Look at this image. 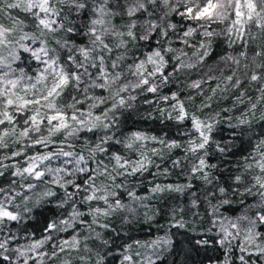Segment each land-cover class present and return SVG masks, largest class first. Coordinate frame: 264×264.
<instances>
[{"label":"trees","instance_id":"obj_1","mask_svg":"<svg viewBox=\"0 0 264 264\" xmlns=\"http://www.w3.org/2000/svg\"><path fill=\"white\" fill-rule=\"evenodd\" d=\"M28 2L0 0V27L10 30L8 47L19 56L0 75L17 79L23 71L30 87L46 67L33 56L42 47L69 74L83 71L71 55L89 75L78 85L69 80L55 98L67 123L59 131L50 133L47 117L57 112L43 101L31 110L0 105V119L5 111L12 116L0 125V207L18 217H0V264H264L261 0H254L260 17L251 19L245 0H222L211 19L191 18L204 0H49L58 12L50 18L63 24L58 31L43 28L45 14L26 10ZM237 4L243 15L234 24ZM100 6L109 13L104 42L111 51L93 49L89 33ZM45 75L32 93L21 85L13 92L39 97L51 86ZM37 107L43 122L33 131L25 121ZM202 133L208 141L198 148ZM44 156L35 161L42 177L24 172Z\"/></svg>","mask_w":264,"mask_h":264},{"label":"snow or ice","instance_id":"obj_2","mask_svg":"<svg viewBox=\"0 0 264 264\" xmlns=\"http://www.w3.org/2000/svg\"><path fill=\"white\" fill-rule=\"evenodd\" d=\"M56 0H53V3H55ZM165 3H167V0H165ZM102 4H107V0H102ZM8 8H16L20 7L19 4H8ZM78 8H84L83 3L77 4ZM139 8H143V4L138 5ZM221 5L219 4L218 0H204L203 6L197 5V10L195 15H192V19H211L213 17V13L216 12L218 8H220ZM228 7H232L231 5H228ZM244 7L247 9L248 18L251 19L253 14L257 16V18L260 17L261 12H264V0H261V12H257V5L254 2V0H245ZM32 8H38L40 9L44 14V19H39V24L43 26V28L48 29L49 31H58L60 28H63V24H57L55 19H51L50 17L58 15L57 9L54 7H49V0H40L38 3L32 2V0H29V2L26 5V10H31ZM240 6L237 4L234 7L235 15H236V21H234V24L239 23L240 17L243 15V13L239 10ZM137 9H129V15H132L133 12H135ZM96 13L98 14L99 18L91 21V28L89 29L90 35L93 37L92 39V45L93 49H95L96 46H99L100 48L105 49L106 51H111L108 44L104 42V37L108 35V29L105 26V19L104 17L109 15V13L106 11L105 7L100 6L96 8ZM193 12V9L189 7L187 9V14L191 15ZM217 16H219V13H216ZM53 25H56L54 28ZM101 28L99 32H97V28ZM66 31L71 32L72 29L68 28ZM192 29L189 30L186 35L192 34ZM231 31V29H229ZM210 35L211 33H207ZM10 30L5 29L3 27H0V49L7 50L8 55L2 56L0 55V67L8 66L9 70L11 71L10 64L11 62H15L17 59H19V56L17 55V52L15 48L9 49V45L12 43V41L9 39ZM129 36L132 35L131 32L128 33ZM21 39H27V36L21 37ZM118 47L121 45H117ZM20 48H22L24 51H31V49L26 48L24 45L20 44ZM80 55L84 57L85 61H88V58L90 56V51L84 48L79 49ZM157 56H159V53H156ZM33 56L36 59H44V63L46 67L42 70L41 74L36 77L35 83H32L31 86H26L23 82L24 81H31V78L26 77L23 71H21L19 77L17 79H8V73H4L3 75H0V105H3L4 107L7 106H13L17 111L24 110L28 108L31 110V106H40L41 101L44 102V106L48 109H55L57 114L56 115H50L47 117L48 125L51 127L49 128L50 133L53 131H59L61 128L67 127V123L65 121V118L60 114V110L56 109V103L55 98L59 97L61 95V92L63 89L68 85L69 80L75 82L76 85H78L81 82V76L87 77L89 74L87 72L86 66L84 63H76V60L73 56H68V61L72 63L76 69H83V71L78 75L76 72H71L69 74L68 71L65 70L64 67H62L59 62L58 58L49 57L48 56V49L45 47H42L39 49L38 53L33 52ZM120 57H117V60H119ZM151 59V58H149ZM99 62L101 66H103V58H99ZM92 61H89V64H92ZM116 62H113L111 67L113 69L116 68ZM143 65H137V69L139 70L142 68ZM50 75L52 77V82L50 87L45 86V91L39 96H33L32 99H24L22 96H17L13 92V89L17 87V85H21V91H24L26 94L32 93L34 89H36L37 84H42L43 81L46 80V75ZM108 74L106 72L101 71L100 77L101 79H104L107 81ZM118 78V74L117 77ZM253 80L256 79L255 76L252 77ZM142 83L147 84V80H143ZM43 86V85H42ZM94 87H106L107 84H93ZM150 91H156L155 88H150ZM120 104H123L124 101L121 99L119 101ZM181 112H183V108L180 109ZM39 115V107L35 109L32 115L25 121V123H31L32 130L33 131H39V126L43 122L42 119H38ZM3 119H0V125L4 124L5 121H7L9 124L12 123V116L8 115V113L5 111L3 113ZM180 119H184V116L181 115L179 117ZM73 120H76V117H72ZM53 121H57L55 125H52ZM194 127L197 129L200 128V122H195ZM208 131H211V126L209 125L207 128ZM75 131V129H73ZM29 130L25 128L24 132L21 133L23 136L28 135ZM7 135V132L4 133ZM203 137V142L197 145L198 148H204L205 143L208 141V137L206 135L201 134ZM135 139H144L143 136L140 134H135ZM154 139V138H153ZM38 143H45V141H37ZM264 143V142H262ZM99 147V146H98ZM195 150V149H193ZM19 155V153H17ZM59 155L63 156H71L72 153L69 152H60ZM48 156L44 157H35L33 158V163L26 169H24V172H27L29 174L34 175L36 178H40L44 175V172L36 170V163L37 160H46L48 159ZM83 160V157L80 158ZM117 163L120 162V157H115ZM143 165H141L142 167ZM262 168H264V164L260 165ZM200 167H204V161H200ZM83 170V169H82ZM49 172L53 171L52 169H48ZM57 172L60 170L57 169ZM58 182V181H57ZM257 183L261 184L262 187H264V182H261V180L258 178ZM93 196H89V200L93 199ZM98 199H105V197H98ZM97 212H99V209H97ZM106 214V213H105ZM0 217H6L10 220H16L18 217L16 215H13L12 212L4 210L2 207H0ZM259 220L264 222V216H260ZM235 227V225H233ZM4 245L0 244V248H2Z\"/></svg>","mask_w":264,"mask_h":264},{"label":"rangeland","instance_id":"obj_3","mask_svg":"<svg viewBox=\"0 0 264 264\" xmlns=\"http://www.w3.org/2000/svg\"><path fill=\"white\" fill-rule=\"evenodd\" d=\"M218 2H219V4L221 5V3H222V0H218ZM203 4H204V3H203ZM203 4H200L199 6H201V7H202V6H203ZM219 9H220V8H218V9L216 10V12H214V13H213V16H214V15H216V13L218 12V10H219Z\"/></svg>","mask_w":264,"mask_h":264}]
</instances>
